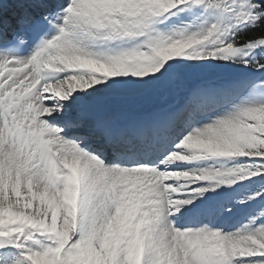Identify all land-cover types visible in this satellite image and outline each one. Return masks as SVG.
<instances>
[{
    "label": "snow or ice",
    "instance_id": "1",
    "mask_svg": "<svg viewBox=\"0 0 264 264\" xmlns=\"http://www.w3.org/2000/svg\"><path fill=\"white\" fill-rule=\"evenodd\" d=\"M0 264H264V0H0Z\"/></svg>",
    "mask_w": 264,
    "mask_h": 264
},
{
    "label": "rangeland",
    "instance_id": "2",
    "mask_svg": "<svg viewBox=\"0 0 264 264\" xmlns=\"http://www.w3.org/2000/svg\"><path fill=\"white\" fill-rule=\"evenodd\" d=\"M226 75V73H216L212 74L210 78H218L219 76ZM200 77H194L193 80L199 79ZM176 98V97H175ZM146 99L138 100L128 103H113L110 104L106 111L102 114L105 118L115 122L118 117L129 118V117H139L147 112L150 108L146 104ZM168 97L166 98H157V101L161 100L163 104L168 102Z\"/></svg>",
    "mask_w": 264,
    "mask_h": 264
},
{
    "label": "bare ground",
    "instance_id": "3",
    "mask_svg": "<svg viewBox=\"0 0 264 264\" xmlns=\"http://www.w3.org/2000/svg\"><path fill=\"white\" fill-rule=\"evenodd\" d=\"M168 102L166 104H163V102L160 100L157 101V98H153V97H149L146 99V104L148 105V107L150 108L149 112L150 111H153L157 108H160V107H165V106H168V105H171L175 102L176 98L174 96H169L168 97ZM103 118H105L103 116ZM132 118H135V117H129V118H121L120 116L118 117V119L114 122V123H125L127 122L128 120L132 119ZM107 119V118H105Z\"/></svg>",
    "mask_w": 264,
    "mask_h": 264
}]
</instances>
